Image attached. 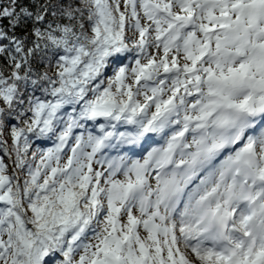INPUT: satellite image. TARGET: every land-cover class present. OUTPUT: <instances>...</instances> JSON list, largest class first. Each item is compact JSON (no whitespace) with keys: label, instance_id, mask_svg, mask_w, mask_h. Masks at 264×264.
<instances>
[{"label":"snow or ice","instance_id":"obj_1","mask_svg":"<svg viewBox=\"0 0 264 264\" xmlns=\"http://www.w3.org/2000/svg\"><path fill=\"white\" fill-rule=\"evenodd\" d=\"M0 264H264V0H0Z\"/></svg>","mask_w":264,"mask_h":264}]
</instances>
